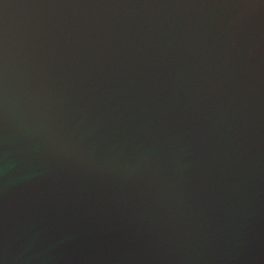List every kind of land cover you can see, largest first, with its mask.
<instances>
[{"label": "water", "instance_id": "obj_1", "mask_svg": "<svg viewBox=\"0 0 264 264\" xmlns=\"http://www.w3.org/2000/svg\"><path fill=\"white\" fill-rule=\"evenodd\" d=\"M0 264H264V0H0Z\"/></svg>", "mask_w": 264, "mask_h": 264}]
</instances>
